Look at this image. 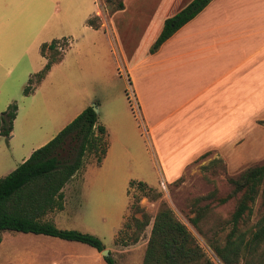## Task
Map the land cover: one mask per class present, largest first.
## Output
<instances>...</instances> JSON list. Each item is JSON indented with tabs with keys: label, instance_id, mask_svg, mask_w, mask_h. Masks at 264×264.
I'll list each match as a JSON object with an SVG mask.
<instances>
[{
	"label": "rangeland",
	"instance_id": "rangeland-1",
	"mask_svg": "<svg viewBox=\"0 0 264 264\" xmlns=\"http://www.w3.org/2000/svg\"><path fill=\"white\" fill-rule=\"evenodd\" d=\"M121 3L126 4L123 10ZM159 13L162 11L153 0H0V116L9 105H18L11 135H0V178L29 158L32 148L53 139L86 108L101 102L99 123L111 126L107 128L108 154L100 165L94 155L87 156L83 168L63 189L64 209L46 219L62 229L97 235L118 264H144L154 218L166 203L215 264H221L207 243L224 245L232 229L238 198L219 202L232 191L230 179L264 164L263 104L252 105L238 121V131L234 127L233 135L223 136V149L210 151L188 167L174 160L177 152L165 153L169 158L163 163L143 124L121 62L122 42L135 40L138 52L147 49L159 25ZM106 16L111 17L112 26L104 24ZM90 18L99 27L90 26ZM55 41L57 46L50 48ZM53 59L51 69L38 82L37 75ZM31 78L33 91L25 95ZM126 93L137 116L136 122L129 119L127 131L117 127L104 109L108 100ZM256 116L260 119L254 121ZM70 150L65 156L70 157ZM131 181L147 183L161 197L152 199L136 184L130 186ZM209 195L214 197L205 198ZM199 197L203 200L196 205L194 200ZM138 200L152 220L138 243L123 246L117 243L119 231L132 215L142 218V213L131 207ZM197 206L206 210L198 226L192 221ZM263 215L260 194L239 230L251 229ZM0 264L106 262L101 252L87 244L4 231Z\"/></svg>",
	"mask_w": 264,
	"mask_h": 264
},
{
	"label": "crops",
	"instance_id": "crops-1",
	"mask_svg": "<svg viewBox=\"0 0 264 264\" xmlns=\"http://www.w3.org/2000/svg\"><path fill=\"white\" fill-rule=\"evenodd\" d=\"M191 1L153 0L162 14L147 49L138 52L135 40L121 44L122 66L154 149L163 163L165 153L177 152L174 160L185 167L223 149V136L233 135L234 127L238 131L252 105L263 104L264 112V0H212L151 53L165 20ZM110 18L104 24L110 26ZM126 94L108 100L104 109L127 131L137 116ZM96 105L101 111V102Z\"/></svg>",
	"mask_w": 264,
	"mask_h": 264
},
{
	"label": "trees",
	"instance_id": "trees-1",
	"mask_svg": "<svg viewBox=\"0 0 264 264\" xmlns=\"http://www.w3.org/2000/svg\"><path fill=\"white\" fill-rule=\"evenodd\" d=\"M212 0H192L175 15L167 18L151 53L173 36L181 27L194 19ZM124 5L121 3L120 8ZM93 18L90 26L99 27ZM53 42L50 48H55ZM47 45L43 46V49ZM53 60L37 75L41 82L51 69ZM33 78L24 90L25 95L33 91ZM18 115V105L13 103L0 116V135L10 136L14 121ZM264 124V121H260ZM70 148V157L68 154ZM109 150L108 132L99 123V114L93 107L86 108L72 122L63 128L53 139L34 150L28 159L14 171L0 178V243L4 231H17L56 237L66 241L80 242L94 247L99 252L106 249L97 235L75 229L59 228L53 220L46 217L65 207L63 189L84 166L87 156L94 155L97 164H101ZM209 152L201 155L199 159ZM197 160V161H198ZM221 162H223L221 160ZM181 180V178H179ZM232 191L226 197L219 198L224 204L237 197L238 202L231 216L232 229L225 238L224 245L218 241L208 242V249L221 264H264V215L248 230L240 231L239 225L246 216H250L253 205L260 194L264 198V164L246 169L237 178H231ZM138 188L157 200L161 197L155 189L145 182L131 181L130 186ZM240 195V196H239ZM214 197L213 195L205 198ZM203 197L196 198V205ZM142 218L132 215L119 231L117 243L128 246L136 244L142 238L152 217L139 205V200L131 205ZM206 210L197 206V215L193 218L198 226ZM106 264H118L112 252L103 256ZM144 264H215L207 250L178 219L173 209L163 203L154 218L153 227L147 245Z\"/></svg>",
	"mask_w": 264,
	"mask_h": 264
},
{
	"label": "water",
	"instance_id": "water-1",
	"mask_svg": "<svg viewBox=\"0 0 264 264\" xmlns=\"http://www.w3.org/2000/svg\"><path fill=\"white\" fill-rule=\"evenodd\" d=\"M93 108L97 113L99 112L98 106L96 104H94ZM101 253L103 256H108L110 254V251L105 249Z\"/></svg>",
	"mask_w": 264,
	"mask_h": 264
}]
</instances>
